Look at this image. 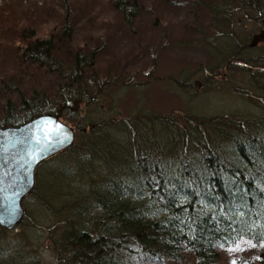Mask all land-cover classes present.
<instances>
[{
    "label": "trees",
    "instance_id": "obj_1",
    "mask_svg": "<svg viewBox=\"0 0 264 264\" xmlns=\"http://www.w3.org/2000/svg\"><path fill=\"white\" fill-rule=\"evenodd\" d=\"M191 1L197 14L210 16L215 39L208 51L216 60L210 75L245 80L240 93L262 105L261 115L140 111L88 124L65 111L66 121L86 131L79 129L73 146L38 165L32 193L42 184V169L59 159L68 166L71 156L86 175L96 158L104 167L88 194L61 206L50 199L61 194L67 168L49 167L47 192L37 201L43 217L54 215L56 229L64 227L58 237L55 227H48L54 264H229L228 251L238 244L264 245V0ZM111 4L129 24H136L143 7L139 0ZM50 14L56 30L41 37L29 19L13 20L0 11L1 125L53 112L67 98L104 106L111 92L129 88L130 73L137 75L121 61L108 72L97 69L101 28L77 41L70 17L56 9ZM219 40L232 45L219 47ZM130 54L139 57L135 50ZM30 211L21 223L30 219ZM9 231L0 226V264H20L10 253L20 245L9 241Z\"/></svg>",
    "mask_w": 264,
    "mask_h": 264
},
{
    "label": "rangeland",
    "instance_id": "obj_2",
    "mask_svg": "<svg viewBox=\"0 0 264 264\" xmlns=\"http://www.w3.org/2000/svg\"><path fill=\"white\" fill-rule=\"evenodd\" d=\"M139 2L143 7L138 8L136 24L127 23L128 20L115 10L111 0H0V11L11 15L13 20L17 17L29 19L37 29L42 30L39 33L41 37L56 30L50 14L52 9L70 17L68 22L73 24L70 27L72 38L76 37L77 41L86 39L92 31L101 28L96 37H100L97 48H102L103 52L98 51L95 67L108 72L112 65L122 64L121 61L126 63L124 65L128 71L137 72V75L129 72V88L125 85L120 92H111L110 97L103 99L104 106L82 104L77 114L88 124L99 120L101 116L111 118L123 113L132 116L140 111L148 115L171 113L174 110L202 116L233 114L239 118H253L261 115L262 105L248 98V94L240 93L247 86L245 80L228 74L224 75L223 80H214L210 75L209 70L216 66V60L208 51V45L212 46L215 39L212 35L214 32L208 26L211 23L210 16L197 14V7L191 0ZM157 15L162 17L156 19ZM262 15L264 24V13ZM180 25L186 32L180 29ZM188 25L192 30H188ZM219 42V47L232 45L228 40ZM129 49L135 50L139 57L135 59L131 54L128 56ZM156 56V60H153ZM12 95V100H16L18 94ZM64 112L63 121L76 128L75 144L80 136L78 130L86 129H78L74 122L66 121ZM157 130L158 127L155 128ZM68 159V166L66 160L59 159L43 168L39 191L30 193L23 200L25 208L31 210L30 219L20 222L19 227L9 231L8 235L9 241L15 240L20 245L10 251L20 264H54L55 261L56 253L48 238V227L56 226V217H43L37 201L38 196L47 192L45 186L51 176L49 167L57 172L63 164L67 168V177L58 186L61 194H54V198L50 199L55 206L71 204L69 199H76L77 196L81 199L88 194L90 185L102 175L100 173L104 165L97 158L91 175H86L81 168L78 170L79 163L71 156ZM63 229L61 226L59 229L55 227L56 237L62 234ZM26 235L30 236V242L24 239ZM228 256L229 264H264V245L255 246L247 242L238 244L228 251ZM249 259H252V263Z\"/></svg>",
    "mask_w": 264,
    "mask_h": 264
},
{
    "label": "water",
    "instance_id": "obj_3",
    "mask_svg": "<svg viewBox=\"0 0 264 264\" xmlns=\"http://www.w3.org/2000/svg\"><path fill=\"white\" fill-rule=\"evenodd\" d=\"M82 99L61 100L53 112L40 113L18 125L0 124V226L19 227L26 215L23 199L36 186L37 167L70 148L75 127L63 121V112L78 113Z\"/></svg>",
    "mask_w": 264,
    "mask_h": 264
}]
</instances>
